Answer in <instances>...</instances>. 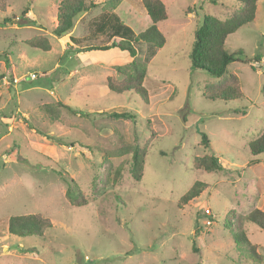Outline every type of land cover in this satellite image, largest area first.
<instances>
[{
  "label": "rangeland",
  "instance_id": "1",
  "mask_svg": "<svg viewBox=\"0 0 264 264\" xmlns=\"http://www.w3.org/2000/svg\"><path fill=\"white\" fill-rule=\"evenodd\" d=\"M61 1L0 0V264H264V230L243 219L264 210V151L253 155L248 146L264 131V0L225 39V49L239 53L227 68L243 94L230 100L207 98L206 84L217 79L192 69L189 52L202 14L226 19L237 3L162 0L163 45L150 57L146 43H133L147 105L135 92L107 87V76L125 79L116 67L131 62L128 51L87 53L84 40L67 47L66 36L51 33ZM93 1L75 37L107 10L134 33L150 24L142 0ZM108 34L99 45L119 43ZM137 148L143 164L135 180ZM208 154L221 170L195 166ZM63 175L85 204L67 200ZM196 181L203 189L182 203ZM28 213L51 226L42 235L10 234L8 218ZM226 221L244 230L258 261L237 248Z\"/></svg>",
  "mask_w": 264,
  "mask_h": 264
},
{
  "label": "trees",
  "instance_id": "2",
  "mask_svg": "<svg viewBox=\"0 0 264 264\" xmlns=\"http://www.w3.org/2000/svg\"><path fill=\"white\" fill-rule=\"evenodd\" d=\"M110 1L116 2L117 0ZM234 1L237 3V10L232 11L226 19H220L211 14L203 13L194 31V39L189 52L191 68L206 71L217 79L206 84L205 95L209 99L230 100L243 97L237 75L229 72L227 68L231 62L239 59L237 57L239 53L235 51L228 52L224 44L226 37L230 33L253 20L257 0ZM142 3L150 19V24L144 30L134 33L128 25L124 24L114 10H107L97 20L96 18L91 20L87 24V33L78 38L69 33L73 31L75 22L80 20L81 16L90 8L95 7L97 3L91 0L86 5L83 0H62L57 10V23L52 27L51 33L56 37L66 36L65 45L67 47H71V45L78 44L81 40H84L86 45L83 51L87 53L95 50H106L111 46L128 51L132 57L131 62L116 67V71L122 74L125 79L121 83L115 84L112 82L111 77L107 76V87L109 91L114 93L122 91L135 92L139 95L142 103L147 105L149 103V96L143 86L145 68L134 59L137 52L133 43H146L150 47V57L155 53L156 48L163 45L165 37L158 29V22L166 18V8L162 0H142ZM107 33H109L108 37H110V40L113 37H118L119 43L99 45L103 35ZM35 46L39 45L35 44ZM63 107L69 111H73L67 104H63ZM112 115L114 117H132V115L126 112H113ZM201 143L205 147L209 146V140L205 133L202 134ZM248 146L253 155L263 152L264 131L256 138L250 140ZM194 163L197 168H202L206 171L221 170L223 168L218 157L214 154L195 157ZM130 164L131 173L135 180H138L141 176L143 164V158L142 155H139L138 148L134 149ZM55 171L60 175L64 172L57 169ZM63 178L67 184L65 191L67 200L76 206L85 204L86 199L74 179L65 175H63ZM203 186V182H194L192 187L181 196L180 201L184 203L198 196ZM243 219L264 230V210L255 207L246 213ZM50 226L51 222L49 219L37 213L14 215L10 216L7 220V231L17 236L42 235L43 231ZM225 227L229 230L237 248L242 250L245 247L246 255L253 261L260 259V255L255 251L254 246L250 244L243 229L231 227L229 221L225 222Z\"/></svg>",
  "mask_w": 264,
  "mask_h": 264
},
{
  "label": "built area",
  "instance_id": "3",
  "mask_svg": "<svg viewBox=\"0 0 264 264\" xmlns=\"http://www.w3.org/2000/svg\"><path fill=\"white\" fill-rule=\"evenodd\" d=\"M28 75H29L28 79H34L36 77L35 73H29ZM14 81L16 82L17 78H14Z\"/></svg>",
  "mask_w": 264,
  "mask_h": 264
},
{
  "label": "crops",
  "instance_id": "4",
  "mask_svg": "<svg viewBox=\"0 0 264 264\" xmlns=\"http://www.w3.org/2000/svg\"><path fill=\"white\" fill-rule=\"evenodd\" d=\"M84 14H85V13H84ZM84 14H83V16H84ZM83 16H81V17H83ZM69 34H70V33H69ZM71 34H72V36H74L73 33H71ZM74 37H75V36H74ZM112 44H113V43H112Z\"/></svg>",
  "mask_w": 264,
  "mask_h": 264
}]
</instances>
